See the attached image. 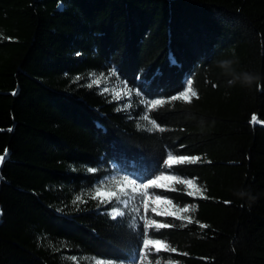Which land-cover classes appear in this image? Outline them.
<instances>
[{
  "label": "trees",
  "instance_id": "obj_1",
  "mask_svg": "<svg viewBox=\"0 0 264 264\" xmlns=\"http://www.w3.org/2000/svg\"><path fill=\"white\" fill-rule=\"evenodd\" d=\"M110 73L130 110L89 84ZM186 78L199 99L171 100ZM168 154L199 159L168 169ZM0 156V264H139L147 219L172 221L146 230L168 245L151 262L264 264V0H0ZM174 172L201 194L147 192L191 222L95 197Z\"/></svg>",
  "mask_w": 264,
  "mask_h": 264
},
{
  "label": "snow or ice",
  "instance_id": "obj_2",
  "mask_svg": "<svg viewBox=\"0 0 264 264\" xmlns=\"http://www.w3.org/2000/svg\"><path fill=\"white\" fill-rule=\"evenodd\" d=\"M172 62L175 63L174 60ZM145 83L150 86L151 81H146ZM184 84H186V88H182L179 94L171 97V100L191 103L194 98L199 99L198 92L194 89L192 80L186 78L184 81ZM146 103L148 104V111L151 112L152 109H157L159 106H163L165 104V100L155 99L154 101H146ZM142 119L145 121H149L151 123L152 128L149 130L158 128V125L156 124L154 118L150 119L149 115H143ZM250 123H260V121L257 120V117L255 114H253ZM159 130L163 131L164 129L159 128ZM3 159L4 157L0 156V161H3ZM198 159L199 157H192V158H189L186 156L177 157L176 155L168 154L167 158L164 161H162V163L166 165L168 169H172L174 165L184 164L185 162L195 163ZM177 175L178 173L174 172L173 174L166 175V176H157L156 179H151L147 183L141 182L138 186L144 189L161 188L162 184L160 183V181L168 180L175 184L185 185L189 189L187 193V195L189 196H192L195 193H199L201 191L200 188H198L196 183L194 182V179H176ZM127 182L136 183L133 180H127ZM97 193L100 194L99 189H97ZM152 199H153V202L156 203L157 205L164 204L168 206L169 210L165 211V213H163L164 215L166 216L174 215L176 219L178 220L186 219V220H189V222H191L189 217L187 216L182 217L180 214H187L190 211H194V208L190 209L189 207H176L173 205L174 198H162L161 194L159 193L153 194ZM147 203H148L147 201H144L145 209L147 208ZM173 208H174V211L171 210ZM152 211L155 212L156 215H161L160 212H157L156 208H153ZM123 215L124 213L117 212L113 214V218L115 219L116 216H123ZM171 225H172V221H169V220H164L161 223H157L155 219L145 220L143 228L138 233V243H142L143 248L142 250L138 248L137 251L135 252V259L139 261V264H148L150 260L149 253H151L152 249H155L156 253H159L162 249L168 250V245L162 242V240L165 238L164 233H161L159 237H157L155 233H147V235H151L153 238H146V230L152 229V228L165 229V228L170 227ZM200 227L203 228V227H206V225L201 224ZM171 251L174 252L175 249L173 248L171 249ZM161 259L171 260V257L165 258V257L156 256L152 258L153 264H160Z\"/></svg>",
  "mask_w": 264,
  "mask_h": 264
},
{
  "label": "rangeland",
  "instance_id": "obj_3",
  "mask_svg": "<svg viewBox=\"0 0 264 264\" xmlns=\"http://www.w3.org/2000/svg\"><path fill=\"white\" fill-rule=\"evenodd\" d=\"M88 79L90 85L98 87L101 93H105L108 96H110L113 101H115L120 105V108L125 110H130L132 108V101H130L132 96L131 91L128 90L127 87L113 73H110L109 75L92 74L88 77ZM162 176H166V175H162ZM127 180L129 179L118 180L117 182L114 183L111 190H107V189L101 190L99 191L100 194L98 193L95 194V197L107 202L111 201L113 198H117L118 199L117 204L124 207L126 200L128 199L131 193L141 194L144 195L145 199L151 201V203L153 204V208H156L157 212L161 213V215H157V216H162V217L166 216L163 213L169 210L167 205L164 204L157 205L156 203L153 202V199L150 196V194L147 192V189L139 187L138 183H128ZM160 183L162 184V187L159 189H168L173 187V185L175 184L168 180L160 181ZM182 186L185 188L187 192L189 191V189L185 185ZM201 192L202 191H200L199 193H195L193 196H198L201 194ZM171 210L174 211V208ZM117 212H121V210L118 208L114 209L110 211V215L113 217V214ZM161 251H166V250L162 249ZM151 253H156L155 249H152ZM95 264H111V263L98 261ZM148 264H153V262L149 260Z\"/></svg>",
  "mask_w": 264,
  "mask_h": 264
},
{
  "label": "clouds",
  "instance_id": "obj_4",
  "mask_svg": "<svg viewBox=\"0 0 264 264\" xmlns=\"http://www.w3.org/2000/svg\"><path fill=\"white\" fill-rule=\"evenodd\" d=\"M232 63L233 61L231 60L220 61L219 67L228 71L231 69ZM237 80L241 81L242 84L250 86L254 82L255 77L252 74L245 72L241 76H234V78L228 83L229 85H231L234 84Z\"/></svg>",
  "mask_w": 264,
  "mask_h": 264
}]
</instances>
